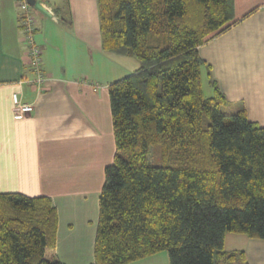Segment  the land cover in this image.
Instances as JSON below:
<instances>
[{
  "label": "trees",
  "instance_id": "1",
  "mask_svg": "<svg viewBox=\"0 0 264 264\" xmlns=\"http://www.w3.org/2000/svg\"><path fill=\"white\" fill-rule=\"evenodd\" d=\"M233 1L97 0L103 50L139 66L108 88L115 155L92 264H248L225 236L264 241V128L226 112L214 82L202 91L198 48L235 24ZM56 231L50 200L0 193V264H62Z\"/></svg>",
  "mask_w": 264,
  "mask_h": 264
},
{
  "label": "crops",
  "instance_id": "2",
  "mask_svg": "<svg viewBox=\"0 0 264 264\" xmlns=\"http://www.w3.org/2000/svg\"><path fill=\"white\" fill-rule=\"evenodd\" d=\"M17 2L0 0V193L50 200L57 260L92 264L104 170L115 155L108 88L139 65L103 50L97 0H43L49 16L30 11L45 79L30 83ZM233 8L235 24L198 48L203 95V82L210 97L214 82L226 112L242 107L264 128V0H234ZM13 95L32 112L16 118ZM229 237L225 251L264 264L263 240ZM155 257L131 264H162Z\"/></svg>",
  "mask_w": 264,
  "mask_h": 264
},
{
  "label": "built area",
  "instance_id": "3",
  "mask_svg": "<svg viewBox=\"0 0 264 264\" xmlns=\"http://www.w3.org/2000/svg\"><path fill=\"white\" fill-rule=\"evenodd\" d=\"M36 4L42 6L47 12L43 0H35ZM18 11L19 25L22 31V44L27 52L26 64L29 71L33 74L34 79L30 83L42 84L45 76L41 70L42 50L34 41L35 22L31 14V7L26 0H18L16 5ZM13 103L16 118H22L32 112V106L22 104L16 95H13Z\"/></svg>",
  "mask_w": 264,
  "mask_h": 264
},
{
  "label": "rangeland",
  "instance_id": "4",
  "mask_svg": "<svg viewBox=\"0 0 264 264\" xmlns=\"http://www.w3.org/2000/svg\"><path fill=\"white\" fill-rule=\"evenodd\" d=\"M32 9H33V11H36V12H38V13H41L39 10H37L36 8H34V7H32ZM41 14H43V13H41ZM35 35V34H34ZM130 60H131V63L132 64H135L136 66H138V63H137V61L136 60H134L133 58L131 59L130 58ZM204 83H206V82H203V90H204V97H210L211 95L209 94V91H208V89H207V86L204 84ZM23 104V103H22ZM158 157H157V154H156V152L154 151V150H151L150 151V154H149V163L151 164V165H154V164H156V163H158ZM228 236H230L229 238H231V237H233V238H235L236 236H238V235H234V234H228ZM241 236V235H240ZM231 243H233V242H231V240L229 241L228 240V242H227V246L228 247H231L230 245H231ZM234 245L232 244V247H233ZM154 256H156L155 257V260H159V262H161L162 264H169V261H168V256H167V254L165 253V252H161V253H159V254H157V255H154Z\"/></svg>",
  "mask_w": 264,
  "mask_h": 264
},
{
  "label": "water",
  "instance_id": "5",
  "mask_svg": "<svg viewBox=\"0 0 264 264\" xmlns=\"http://www.w3.org/2000/svg\"><path fill=\"white\" fill-rule=\"evenodd\" d=\"M27 4L30 6V7H34L36 8L37 10H39L41 13L49 16L48 12L42 7L40 6L39 4H36L35 0H26Z\"/></svg>",
  "mask_w": 264,
  "mask_h": 264
}]
</instances>
